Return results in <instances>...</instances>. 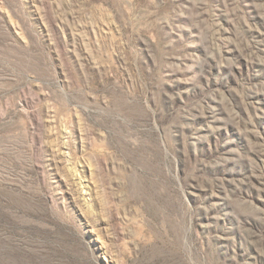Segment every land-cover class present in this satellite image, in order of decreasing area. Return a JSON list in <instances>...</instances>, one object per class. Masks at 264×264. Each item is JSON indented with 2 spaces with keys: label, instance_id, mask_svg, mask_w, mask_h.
Instances as JSON below:
<instances>
[{
  "label": "rangeland",
  "instance_id": "rangeland-1",
  "mask_svg": "<svg viewBox=\"0 0 264 264\" xmlns=\"http://www.w3.org/2000/svg\"><path fill=\"white\" fill-rule=\"evenodd\" d=\"M0 264H264V0H0Z\"/></svg>",
  "mask_w": 264,
  "mask_h": 264
}]
</instances>
